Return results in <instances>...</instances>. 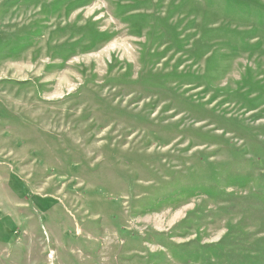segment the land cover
Masks as SVG:
<instances>
[{"label":"rangeland","instance_id":"obj_1","mask_svg":"<svg viewBox=\"0 0 264 264\" xmlns=\"http://www.w3.org/2000/svg\"><path fill=\"white\" fill-rule=\"evenodd\" d=\"M0 264H264V0H0Z\"/></svg>","mask_w":264,"mask_h":264}]
</instances>
